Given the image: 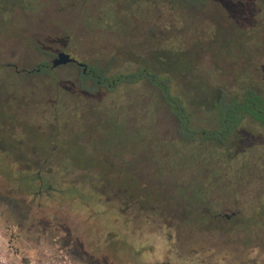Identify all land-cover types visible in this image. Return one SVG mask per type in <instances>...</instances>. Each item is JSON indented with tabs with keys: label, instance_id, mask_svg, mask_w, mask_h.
<instances>
[{
	"label": "rangeland",
	"instance_id": "1",
	"mask_svg": "<svg viewBox=\"0 0 264 264\" xmlns=\"http://www.w3.org/2000/svg\"><path fill=\"white\" fill-rule=\"evenodd\" d=\"M60 50L104 88L21 72ZM143 69L192 138L147 79L118 82ZM247 89L264 97V0H0V264H264V127L202 135L206 93Z\"/></svg>",
	"mask_w": 264,
	"mask_h": 264
},
{
	"label": "trees",
	"instance_id": "2",
	"mask_svg": "<svg viewBox=\"0 0 264 264\" xmlns=\"http://www.w3.org/2000/svg\"><path fill=\"white\" fill-rule=\"evenodd\" d=\"M92 74H94L93 71ZM143 79H147L150 84L160 91L161 96L170 107L171 114L178 123V133L186 139L192 138L193 132L187 127L188 117L185 107L177 96L171 94L169 85L171 79L168 75L143 69L133 75L123 78V80L119 79L118 82L135 84ZM105 80L106 78L100 83L104 85ZM205 92H207L206 89ZM206 94H208V97H206L205 100L210 102V110L216 114L215 117L218 128L202 134L204 140H216V142L223 144L225 139L229 138V136H233L242 122L248 119L264 127V97L254 90L247 89L243 91L241 97H228L221 90H214V92H208ZM251 223H246L241 229L245 233V240H248L252 235H260L258 234L259 232H254L260 224H256V226L253 227ZM234 234H236V232L230 233V235ZM239 242L240 240L238 243Z\"/></svg>",
	"mask_w": 264,
	"mask_h": 264
},
{
	"label": "flooded vegetation",
	"instance_id": "3",
	"mask_svg": "<svg viewBox=\"0 0 264 264\" xmlns=\"http://www.w3.org/2000/svg\"><path fill=\"white\" fill-rule=\"evenodd\" d=\"M60 52H63V53H66V52H64V51H57L55 54H54V56L52 57V59H51V66L50 67H48V66H46V65H38V66H36V67H34V68H32V69H29L28 67H26V66H22V68H21V72H23V73H26L29 77H33L34 75H40V74H45L46 75V73H49L52 69H56V68H59V67H67V66H69V67H77V68H82V79H83V81H80V85H79V87H80V90H78V91H75V90H72L73 88H75V86H74V84L73 83H70V86L68 87V86H66V85H63L61 82H59L58 83V85H59V89H57V95H58V97H60V95L62 94L61 93V88L62 89H68L69 91H70V95L72 96L73 95V91H75V92H78V93H85L86 92V89H87V87H84L83 86V82H85V81H90L91 83H94L95 84V90H101V89H103L104 87H103V84H101L100 82H96V81H94V76H93V74H92V71L91 70H87V67L85 66V65H83V64H81V63H79V62H77L75 59H73L68 53H66V54H68L69 56H70V58H72L73 60H75V61H73V62H71V63H67V64H65V65H62V66H57V67H53L52 66V62H53V60H55L56 58H57V55L60 53ZM26 62V61H25ZM80 64H81V66H80ZM24 65H26V64H24ZM50 84V83H49ZM113 84H116V82L115 81H113ZM121 85V84H120ZM111 85H108L107 87H108V89H109V87H110ZM105 89H107V88H105ZM91 94V93H90ZM92 95H97V93L95 94H93L92 93ZM62 97V96H61ZM71 99H73V97H68V98H66L65 100H66V102L67 101H72ZM65 100H63V99H61V102L62 101H65ZM67 105H69L70 106V104L68 103ZM120 107V106H119ZM119 110V109H118ZM30 139L31 138H28L27 137V140H28V142L30 143V145H31V147H32V153H35V154H48V153H50V151L51 150H49V151H45V150H43V149H38V148H36V146H35V143H34V141H30ZM52 152V151H51ZM46 161V159L45 158H43V162H45ZM86 163V162H85ZM88 163H90V162H88ZM91 164V163H90ZM108 165H109V167H113L114 166V164L113 163H107ZM102 167V166H101ZM101 167H98V168H101ZM102 169V168H101ZM226 218H228V216L227 215H224Z\"/></svg>",
	"mask_w": 264,
	"mask_h": 264
},
{
	"label": "water",
	"instance_id": "4",
	"mask_svg": "<svg viewBox=\"0 0 264 264\" xmlns=\"http://www.w3.org/2000/svg\"><path fill=\"white\" fill-rule=\"evenodd\" d=\"M73 61H75V60L70 58V56L68 54L60 52L57 55V58L55 60H53L52 66L53 67L62 66V65H65L67 63H71ZM80 66H81V64H80Z\"/></svg>",
	"mask_w": 264,
	"mask_h": 264
}]
</instances>
